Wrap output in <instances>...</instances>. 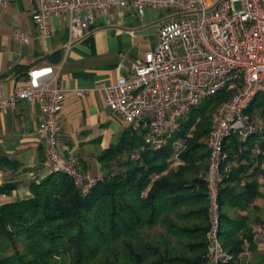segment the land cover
<instances>
[{
	"label": "trees",
	"instance_id": "obj_1",
	"mask_svg": "<svg viewBox=\"0 0 264 264\" xmlns=\"http://www.w3.org/2000/svg\"><path fill=\"white\" fill-rule=\"evenodd\" d=\"M233 93L221 90L192 108L159 150L145 146L143 133L128 126L106 158L111 164L128 152L123 170L97 178L86 194L70 177L54 172L30 185L31 198L0 205V264H207L208 167L204 178L183 177L195 170L193 155L199 148L207 149L209 160L206 143L197 141L206 138L213 112ZM246 115L251 121L259 115L263 131L245 141L235 135L224 141L228 156L221 165L218 195L219 241L237 264H244L246 243L255 251L253 233L247 216L231 217L227 211H243L259 195L252 176L264 177V170L259 162L249 173V158L255 145L260 147L258 158L264 157V96L256 97ZM179 141L184 149L174 169L172 157ZM244 180L236 190L234 185ZM194 205L201 210H187ZM198 217L199 228L182 224ZM260 260L258 264H264V256Z\"/></svg>",
	"mask_w": 264,
	"mask_h": 264
},
{
	"label": "built area",
	"instance_id": "obj_2",
	"mask_svg": "<svg viewBox=\"0 0 264 264\" xmlns=\"http://www.w3.org/2000/svg\"><path fill=\"white\" fill-rule=\"evenodd\" d=\"M11 1L0 0V5L7 7ZM29 1L39 37L50 36L52 18L67 17L66 50L89 34L93 10L130 7L141 19L146 8L177 12L161 24L155 48L137 59L127 75L102 88L104 100L127 126L143 133L145 146L159 150L192 108L221 90L234 91L211 116L206 184L211 221L208 264H236L219 241L220 168L227 159L223 145L228 137L245 141L263 131L262 123L249 120L246 111L257 96H264V0H241L239 11L230 0ZM15 34L28 42L22 31ZM60 70L61 64L29 69L13 94L0 98V113L15 109L21 100L36 102L42 114L36 133L51 173L67 175L86 194L97 177L81 172L74 160L65 157L66 148L60 144L59 114L67 93L59 85ZM74 93L81 97L86 91Z\"/></svg>",
	"mask_w": 264,
	"mask_h": 264
},
{
	"label": "crops",
	"instance_id": "obj_3",
	"mask_svg": "<svg viewBox=\"0 0 264 264\" xmlns=\"http://www.w3.org/2000/svg\"><path fill=\"white\" fill-rule=\"evenodd\" d=\"M32 11L29 0L0 5V98L12 95L29 69L61 64L59 85L67 93L59 114L60 144L66 148L65 157L74 160L81 172L101 178L104 166L111 167L106 160L109 150L128 127L106 106L102 88L127 75L137 59L155 48L161 24L177 12L146 8L141 19L130 7L93 10L89 34L66 50L67 17L52 18L50 36L39 37ZM17 30L28 37L27 43L15 34ZM74 90L86 93L78 97ZM41 120L39 105L27 100L0 113V205L31 198L30 185L51 174L36 133ZM250 151L249 173L259 162L264 170V157L258 158L260 147ZM252 178L260 184L259 195L238 214L250 217L255 235L251 258L258 264L264 256V177L253 173Z\"/></svg>",
	"mask_w": 264,
	"mask_h": 264
},
{
	"label": "rangeland",
	"instance_id": "obj_4",
	"mask_svg": "<svg viewBox=\"0 0 264 264\" xmlns=\"http://www.w3.org/2000/svg\"><path fill=\"white\" fill-rule=\"evenodd\" d=\"M231 1V3L234 5V8H235V10H237V11H239V10H241V8H242V1L241 0H230ZM213 110H214V105L213 106H211V108H210V110L207 112V113H209V114H207V115H211V113L213 112ZM214 113V112H213ZM255 124H261L262 122H261V119H260V116L259 115H257L256 117H254V119L252 120ZM126 125V124H125ZM191 134V133H190ZM188 135V136H191V135ZM199 144H204V143H206V138H204V139H200V140H198L197 141ZM177 145H176V150H175V154H173V157H172V161H173V168L175 169L178 165H180L181 164V161L179 160V154H180V152L184 149V145H183V143H182V141H179V142H177L176 143ZM179 152V153H178ZM207 149L206 148H204V147H201V148H199V151H197L193 156V158H197V159H195V161H194V168H195V170L193 171V173H190L188 176H186V177H183V178H185L186 180H191V179H194V178H200L201 176H203V177H201V178H204V175H202V173L204 174L205 172H206V170H207V167H209V160H208V154H207ZM225 152V151H224ZM128 153V152H127ZM127 153H124V154H122V158H121V160L120 161H113V162H111V167H107V166H104V174H111V173H113V172H115V171H122L123 169V166H122V163L124 162L123 160H125V158H126V154ZM226 154H227V152H225ZM133 155V154H132ZM227 156H228V154H227ZM208 172V171H207ZM201 174V175H200ZM220 174H221V176H223L222 174V172H221V168H220ZM207 176V175H206ZM158 178H159V176L158 175H155V177H154V179L156 180H158ZM223 178V177H222ZM205 182H206V177H205ZM222 184V183H221ZM244 184H245V182H243V183H241V184H237V185H234V188L236 189V190H239V189H241L243 186H244ZM259 184V183H258ZM206 186H207V184H206ZM259 188H260V184H259ZM192 193L194 192V193H196L195 191H191ZM207 193H208V191H207ZM197 209V210H201V208H200V205H194V206H191V207H187V210H189V209ZM209 210H210V200H209V205H208V212H207V217H208V223H209V228H208V230H207V232H206V242H207V252H206V257H207V264H208V233H209V231H210V229H211V221H210V212H209ZM228 214H230V216L231 217H234V216H236V215H239V214H237L238 213V211L237 210H230V209H228ZM219 214H220V210H219ZM248 217V225H249V228H251V221H250V217H249V215L247 216ZM182 224H186V225H188V226H190V227H194V226H196L197 228H199V226H200V218L198 217V219H191V220H187V221H183V223ZM219 229H220V221H219ZM251 231H252V228H251ZM252 233H253V231H252ZM254 238H255V235H254V233H253V242H254ZM195 242H200L199 240H196ZM254 245H255V243H254ZM222 246V245H221ZM224 249V248H223ZM251 249H250V247H249V244H247L246 243V245L243 247V252H242V254H241V256L244 258L243 259V262H244V264H248L249 263V261H251L252 260V258H251V251H250ZM224 251L227 253V251L224 249ZM247 253V254H246ZM228 255H230L233 259H234V257L231 255V254H229V253H227ZM190 256H193V255H190ZM232 262V261H231ZM234 263H236L237 261H236V259H234V261H233ZM259 262H261V260H259L258 261V263ZM262 263V262H261ZM260 263V264H261ZM237 264V263H236ZM241 264V263H240ZM250 264H253V262L251 261V263Z\"/></svg>",
	"mask_w": 264,
	"mask_h": 264
}]
</instances>
